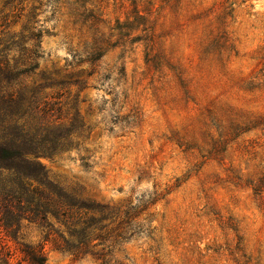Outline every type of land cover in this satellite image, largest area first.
Masks as SVG:
<instances>
[{
    "label": "rangeland",
    "instance_id": "rangeland-1",
    "mask_svg": "<svg viewBox=\"0 0 264 264\" xmlns=\"http://www.w3.org/2000/svg\"><path fill=\"white\" fill-rule=\"evenodd\" d=\"M4 1L11 65L42 32L28 85L94 70L81 92L38 93L52 111L30 122L76 132L70 149L36 160L49 181L141 212L107 264H264V0H38L32 22ZM96 49L95 66L78 65ZM45 235L23 222L17 243L41 245L45 264H100ZM17 243L0 230L9 263L29 264Z\"/></svg>",
    "mask_w": 264,
    "mask_h": 264
},
{
    "label": "trees",
    "instance_id": "trees-1",
    "mask_svg": "<svg viewBox=\"0 0 264 264\" xmlns=\"http://www.w3.org/2000/svg\"><path fill=\"white\" fill-rule=\"evenodd\" d=\"M39 6L38 0H5L3 3L12 18L19 20L25 17L28 22L35 20ZM32 30L27 39L33 42L32 49L20 50L27 55L26 61L11 65L8 56H0V178L3 172H12L13 175L10 181L4 178L0 181V230L6 238L17 243L22 223L27 222L46 230L45 242L57 235L55 247L75 259L90 257L95 262L107 264L106 259L112 249L132 237L131 227L141 212H134L128 206L101 205L66 191L49 181L44 168L36 162L41 156L70 149L76 135L71 129L73 125L68 128L50 126V129L47 125L44 127L45 123H39L36 130L31 126V119L40 115L39 121L45 120L47 113L52 111H47L49 105L45 101L37 100L38 93L58 88H76L81 92L94 70L87 74L63 75L55 71L43 74L41 83L28 85L26 80L38 68L37 64L33 65L34 58L38 57L33 48H39L37 44L42 38V32L36 28ZM6 51L4 48L0 53ZM87 55L78 65L86 63L93 67L102 57L99 49ZM60 228L64 231L61 232ZM17 244L29 264H45L41 245L28 247ZM3 250L0 244V264H10V256Z\"/></svg>",
    "mask_w": 264,
    "mask_h": 264
}]
</instances>
